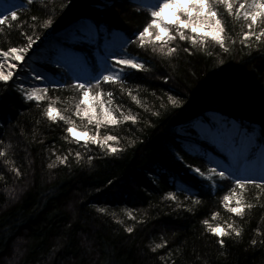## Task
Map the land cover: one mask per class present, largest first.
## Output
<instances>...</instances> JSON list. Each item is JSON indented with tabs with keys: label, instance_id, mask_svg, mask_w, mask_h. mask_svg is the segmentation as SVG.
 I'll return each mask as SVG.
<instances>
[{
	"label": "trees",
	"instance_id": "trees-1",
	"mask_svg": "<svg viewBox=\"0 0 264 264\" xmlns=\"http://www.w3.org/2000/svg\"><path fill=\"white\" fill-rule=\"evenodd\" d=\"M4 1L26 21L23 27L18 24L11 32L0 33V48L5 50L26 42L21 32L33 33L32 16L53 19L51 28L35 29L38 39L34 46L38 47L46 40L64 38L66 30L83 21L107 29L106 39L112 33L128 39L150 18L149 10L135 0H35L31 6L27 0H17L16 4ZM227 26L239 41V26L230 18ZM71 48L92 72L97 69V57L104 54L100 39L94 45ZM126 50L147 61L151 69L129 78L131 85L139 86L133 95H138L149 111L136 105L126 92L116 90V100L125 110L139 113L143 122L107 130L106 134L120 138L118 147L126 148L119 158L105 156L95 146L85 153L83 148L69 144L63 139V128L43 116L47 102L37 107L36 102L21 98L12 81L0 83V140L4 141L0 150L11 145L6 149L9 158L24 173L18 180L0 160V175L4 177L0 180V264H264V245L259 243L264 236L258 235V229L264 231V197L257 201L254 189L247 194L255 207L246 210L241 222L221 203L231 182L216 178L218 188L201 187L208 182L193 179L188 167L207 170L213 158L232 169L227 153L202 138L198 129L215 115L228 125L234 121L247 131L258 132L256 142L264 144V52L248 55V49L241 50L237 43L232 54H221L210 43L212 56L181 51L169 62L132 44ZM45 70L56 80L74 74L55 65ZM169 94L181 101L180 106L170 105ZM49 95L61 97L58 107L72 103L69 93L50 91ZM161 104L166 107L160 108ZM152 111H160L161 117L152 116ZM149 120L151 128L147 127ZM133 141L135 147H128ZM69 150L80 151L85 159L88 155L97 158L91 167L86 163L77 166L70 157L69 167L47 168L55 160L53 152L65 154ZM189 186L202 201L200 205H192L180 191ZM170 191H176L194 211L169 207L171 202L163 197ZM97 207L117 213L123 225L112 215L99 213ZM125 209L135 210L137 220L145 222L129 220ZM214 212L220 216L211 221ZM204 219L213 224L235 221L244 229L243 237L239 241L225 238L221 249L216 238L205 231ZM127 226L134 227L132 234L124 231ZM162 239L167 246L152 252L151 247ZM253 239L258 241L255 246Z\"/></svg>",
	"mask_w": 264,
	"mask_h": 264
},
{
	"label": "snow or ice",
	"instance_id": "snow-or-ice-1",
	"mask_svg": "<svg viewBox=\"0 0 264 264\" xmlns=\"http://www.w3.org/2000/svg\"><path fill=\"white\" fill-rule=\"evenodd\" d=\"M29 6L35 3V0H27ZM149 16L142 30L133 33L128 39L124 40L119 48L109 52L99 65L97 70L93 68V72L87 78H81L78 75H70L61 77L60 79H51L48 75L36 71V69L28 63L32 60L33 46L37 43L38 36L35 34L36 28L49 29L53 25L51 17L44 18L32 16L33 33L21 32L25 36L26 42L8 47L6 50L0 48V83L7 85L12 81L17 86V91L21 98L26 102H36L37 107L42 106V102H47L43 107V116L48 121L63 128L65 135L63 139L69 144H74L78 148H83L85 153L92 151V146L99 148L105 156L119 158V154L126 151L124 147H118L120 138L117 135L102 134L101 129L108 127H116L125 123L133 126L143 123L139 113H133L131 109L125 110L122 103L116 100L115 92H126L136 105L149 111L145 107L138 95H133L135 90L139 91L138 85L130 84V77L137 72H149L147 61L140 56H133L127 52L129 44L135 45L137 48L148 52L153 56H158L166 61H172L177 58L181 51L194 55L203 53L212 56L213 52L208 50L211 43L218 47L221 54H232L237 43L241 46V50L248 49V55L253 51L264 52V0H156L149 7ZM231 19L234 26H239V41L232 35V29L227 26V21ZM23 21L18 10L8 8L0 11V33L8 30L11 32L19 24L23 27ZM99 36L90 23L85 22L78 30L69 35L66 44L67 47L61 49L56 55L62 57L56 59L52 63L57 68H67L69 72L76 61V57L72 51L71 45H94L98 42ZM177 41L185 42L184 45L178 44ZM220 59V63H223ZM28 71V79L25 81L23 73ZM15 77V79H14ZM165 78L164 82L168 83ZM39 82V83H37ZM51 92H65L70 94L72 103L70 106L63 108L58 107L62 103L61 97L53 98L49 95ZM155 95V93H152ZM170 105L175 108L180 106L181 101L175 95H167ZM164 104L160 108H165ZM154 117H161L160 111H152ZM147 127H153V123L149 120ZM137 131H143L137 128ZM203 138L213 142L221 141L225 143L234 152L233 162L236 168L226 169L219 164L202 170L200 167L188 165L194 174L193 179L208 182L207 185L201 187L218 188L216 178L220 181L229 180L231 188L228 194L223 195L222 206L227 213L234 217L240 218L243 222L246 210H251L255 205L247 200V194L255 190L256 200L259 201L264 197V144L257 145L252 133L248 132L241 126L232 125L220 121L216 118H209L200 128ZM143 143V140L139 141ZM136 142H131L128 147H135ZM0 145H4V141L0 140ZM11 145H5V150H0V160L9 165V170L15 174L16 178L23 179L24 173L15 166V162L9 158L6 149ZM259 147V155L261 157L260 177L254 175H237L238 171H249V165L256 156V149ZM55 155V160L48 163V169H55L61 165L69 167L71 164L70 157L73 158L77 166L87 164L89 167L93 165V161L97 158L93 155H85L80 151L69 150L65 154ZM4 177L0 175V180ZM111 183V181H109ZM193 186L181 188L180 191L186 196V199L192 205H200L202 201L198 195L192 191ZM196 195L197 198L193 199ZM164 200L170 201L169 207L175 210L183 209L185 212H193L194 208L188 206L184 201L180 200V196L176 191L168 192ZM99 213L112 215L117 224L123 225V221L116 218L117 213H109L104 207H97ZM135 210L125 209L124 215L132 221L143 224V219L137 220L134 214ZM220 216L219 212H214L210 220L216 221ZM209 219H204L202 224L205 231L212 237L216 238V242L221 249L225 247V238H235L239 241L244 234L242 227L233 223H211ZM124 231L132 234L133 226H127ZM258 235L264 236V231L258 229ZM258 243L256 239L251 241L255 246ZM264 245V239L259 241ZM167 246V241L155 243L151 247L152 252H157Z\"/></svg>",
	"mask_w": 264,
	"mask_h": 264
},
{
	"label": "rangeland",
	"instance_id": "rangeland-1",
	"mask_svg": "<svg viewBox=\"0 0 264 264\" xmlns=\"http://www.w3.org/2000/svg\"><path fill=\"white\" fill-rule=\"evenodd\" d=\"M135 2L138 3L139 5H141L143 8H146L147 10H149L150 5L154 4L156 2V0H135ZM9 3L16 4V3H19V1H17V0H9ZM8 8H10V4L6 5L4 0H0V11H3V10L8 9ZM85 22L89 23L88 21H83L81 24L76 25V26H74L73 28H71L69 30H66L63 33L64 38H62V39H58V40L50 39V40H46L41 46L39 45V47H38V45L34 46L33 47V52L35 54L33 55V53H31V52L29 53V55H32L33 58H32V60L28 61V63L31 64L36 69V71L42 72V73L48 75L51 79H54L52 77V75L48 71L45 70L46 67H48V65H54L52 63V61H54L56 59H61V62L65 63V61H64V59L62 57L55 56L54 53H55V51L59 52L64 47H67V46H64L63 44L67 45L66 41H67L69 35L75 33L78 30V28L81 25H83ZM94 28L96 29V31L98 33V36H99V34L102 35V36L100 35L99 39H100V43H102V49L104 51V54L102 56L97 57L96 65H97V70H98L99 69V65L102 62L103 58L106 55H108L109 52L117 50L119 48V46L123 43V41L126 40V39H124L122 36H120V35H118L116 33H112V37L109 38V39H106L105 38L106 33L108 34L107 29H105V28H103L101 26H97V27L94 26ZM99 32H101V33H99ZM99 39H98V41H99ZM94 53H95V51H94ZM74 55L76 57V61H75L74 65H73V67H72V71L71 72H73L75 75L80 76L82 79L83 78H87L92 73V71L83 62L81 55H77V54H74ZM23 75L25 77V81H27V79H28V71H25L23 73ZM14 79H15V77H14ZM37 83H39V82H37ZM213 117L218 119V120H220L218 115H215ZM232 125L239 126L238 124L234 123V121L229 126H232ZM110 127L101 129V133L102 134H106L107 130ZM201 127H202V125H200L198 127L199 131H200ZM248 132L252 133L254 138H255V140H256V136L258 135V132H256V131H254V132L253 131L252 132L248 131ZM201 137H202V135H201ZM215 143L219 147H221L223 151H225L227 153L228 158L231 161L232 169L236 168L237 165H235L234 162H233V159H234L233 150L230 149L225 143H223L221 141H216ZM259 151H260L259 147H257V149H256V153L257 154L254 157V159L251 161L250 165H249V171L248 172H244L243 170H241V171L237 172V175H254V176H256L257 179H259V177H260V165H261V157L259 155ZM209 161H210V167L219 164L221 167L231 170V168H229L226 165V163L223 162V161L216 160V159H213V158L209 159Z\"/></svg>",
	"mask_w": 264,
	"mask_h": 264
}]
</instances>
